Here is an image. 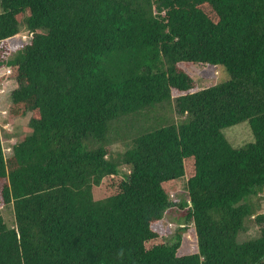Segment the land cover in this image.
I'll return each instance as SVG.
<instances>
[{
  "label": "trees",
  "instance_id": "trees-1",
  "mask_svg": "<svg viewBox=\"0 0 264 264\" xmlns=\"http://www.w3.org/2000/svg\"><path fill=\"white\" fill-rule=\"evenodd\" d=\"M0 3L10 112L29 117L25 133L0 126V264H264V0ZM200 64L229 79L202 88ZM173 99L185 120L137 130ZM245 120L255 141L235 148L223 129ZM184 178L188 201L171 198Z\"/></svg>",
  "mask_w": 264,
  "mask_h": 264
},
{
  "label": "rangeland",
  "instance_id": "rangeland-1",
  "mask_svg": "<svg viewBox=\"0 0 264 264\" xmlns=\"http://www.w3.org/2000/svg\"><path fill=\"white\" fill-rule=\"evenodd\" d=\"M1 3H0V12H1ZM24 35L29 36L28 33H21L16 37L10 39L13 47L11 52H16L22 47L30 42L29 38H25ZM12 67H4L0 70V78H3L2 86L0 87V126H2L8 132H22L25 133L28 131V122L29 117H13L10 112V107L12 104V91L17 88V81L11 77ZM193 76L199 83L202 88H206L215 84L222 83L229 79V75L225 70L218 66L212 67L206 64L196 65L193 69ZM176 103L173 99L170 102H167L161 106L151 108L150 110L145 111L142 122L137 126V130L139 132H145L147 130L156 129L160 125H158L157 121L165 119L167 115L171 116V120L173 119L176 122H181L186 119V117H179L176 114L175 110L170 114L171 109H175ZM157 108V109H156ZM127 119L122 121V127L125 126V123L128 122ZM157 124V125H156ZM151 128V129H149ZM223 133L226 138L230 141V143L235 148L243 147L247 144L253 143L255 141V135L253 133L252 128L250 127L249 121L245 120L233 126H229L223 129ZM17 137V136H16ZM16 137H12L10 139H6L4 141V146L6 149V154L10 155L12 153V143L17 139ZM129 140L121 139L114 137L113 140V148L115 151H124L126 146L128 145ZM186 179H182L178 184V191L171 193V198L178 199L182 201L183 199L188 201V196L186 193ZM264 212V199L261 202L260 211L258 213ZM2 214L8 221V223L13 222L14 213L12 209L4 208L2 209ZM180 216L178 211H175L173 214H169L165 218V225L168 226V241L169 243L176 242V233L180 225H182L179 221ZM13 224V223H12ZM249 231L245 234L240 235V240H246L250 238H254L258 235V227L254 225L252 221H249ZM184 236L188 238L186 242H183V250L182 253H196L198 251V245L195 241L194 236L190 232H185Z\"/></svg>",
  "mask_w": 264,
  "mask_h": 264
},
{
  "label": "clouds",
  "instance_id": "clouds-1",
  "mask_svg": "<svg viewBox=\"0 0 264 264\" xmlns=\"http://www.w3.org/2000/svg\"><path fill=\"white\" fill-rule=\"evenodd\" d=\"M24 36H26V35H24ZM26 38H28V37L26 36Z\"/></svg>",
  "mask_w": 264,
  "mask_h": 264
},
{
  "label": "built area",
  "instance_id": "built-area-1",
  "mask_svg": "<svg viewBox=\"0 0 264 264\" xmlns=\"http://www.w3.org/2000/svg\"><path fill=\"white\" fill-rule=\"evenodd\" d=\"M26 38V36H24Z\"/></svg>",
  "mask_w": 264,
  "mask_h": 264
}]
</instances>
